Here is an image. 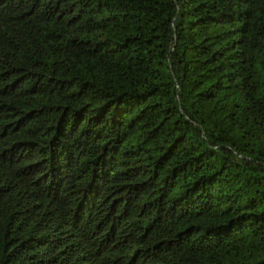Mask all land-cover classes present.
<instances>
[{"label": "trees", "instance_id": "1", "mask_svg": "<svg viewBox=\"0 0 264 264\" xmlns=\"http://www.w3.org/2000/svg\"><path fill=\"white\" fill-rule=\"evenodd\" d=\"M0 264H264V0H0Z\"/></svg>", "mask_w": 264, "mask_h": 264}]
</instances>
